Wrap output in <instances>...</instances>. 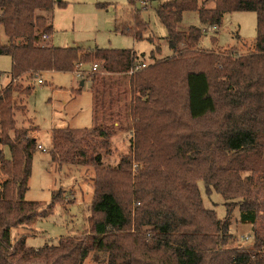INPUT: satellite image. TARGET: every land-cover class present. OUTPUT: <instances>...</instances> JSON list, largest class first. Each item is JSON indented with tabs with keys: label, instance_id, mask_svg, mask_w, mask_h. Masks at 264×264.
Returning <instances> with one entry per match:
<instances>
[{
	"label": "trees",
	"instance_id": "obj_1",
	"mask_svg": "<svg viewBox=\"0 0 264 264\" xmlns=\"http://www.w3.org/2000/svg\"><path fill=\"white\" fill-rule=\"evenodd\" d=\"M128 1L133 6L137 0ZM56 4L0 0L8 38L3 43L0 35V54L12 58L8 85L0 72V143L10 150L9 158L0 150V264H83L92 252L105 254L107 264H264V0L160 2L155 11L172 55L137 70L144 61L131 48L45 41L54 32ZM135 10L130 23L118 20L116 30L140 40L149 24ZM186 11H197L207 27L220 26L225 13L256 12L255 49L201 48L203 27L179 29ZM94 64L100 69L93 71ZM77 65L92 83L93 126L54 128L50 156L59 165L94 166L90 231L38 248L26 234L14 242V214L46 218L57 202L66 204L63 189L53 190L49 204L25 199L39 143L30 128L17 125L15 114L26 109L22 96L31 94L34 79L48 71L73 72ZM132 69L133 156L105 165L92 145L98 138L110 144L121 118L122 77ZM133 162L139 166L135 175ZM199 180L207 194L225 199L224 218L204 206ZM236 207L239 221L252 225L249 249L229 246Z\"/></svg>",
	"mask_w": 264,
	"mask_h": 264
},
{
	"label": "rangeland",
	"instance_id": "obj_2",
	"mask_svg": "<svg viewBox=\"0 0 264 264\" xmlns=\"http://www.w3.org/2000/svg\"><path fill=\"white\" fill-rule=\"evenodd\" d=\"M141 1L137 0L133 6L128 0H57L52 11L53 36L45 41L59 47L81 46L83 48L112 47L131 48L141 61L147 66L156 60L165 59L172 55L169 47L168 33L160 22L155 8L165 0H145L147 5L143 9ZM202 1V0H201ZM99 4H108L101 7ZM213 6V3L209 5ZM138 9L142 17L148 22L149 28L144 38L134 39L116 30L118 20L131 22V13ZM133 15V13H132ZM191 26L203 27L205 32L200 47L214 50L219 53H228L236 50L238 53H248L255 49L257 37V14L253 11H236L225 13L220 26L207 27L201 23L197 11H186L180 30H187ZM0 35L3 43L8 38L0 25ZM159 48V50H158ZM235 48V49H234ZM154 52V56H152ZM82 67V66H81ZM86 68H89L88 66ZM12 69V58L7 54H0V72H3L1 83L8 85L7 75ZM78 65L73 72H44L42 83L34 79L31 94L22 96L24 109L16 112L18 126L31 129L38 143L45 147V151L35 152L32 164V174L29 179V188L25 199L49 204L52 201V192L63 189L61 197L66 204L57 202L53 214L46 218L24 220L14 214L16 224L12 229L15 242L21 235H28L34 242L35 248L43 243L57 244L59 239L67 236L81 237L90 231V207L94 192L93 165L79 166L77 164L52 163L50 159L51 137L54 128H90L92 121L93 91L90 79L78 75ZM100 69V67H98ZM122 77V96L120 98V124L115 122L114 135L106 147L101 139L92 145V151L100 154L105 165L116 166L123 156H133L135 135L133 120L130 115L131 92L129 77ZM7 78V79H5ZM81 87V91L75 89ZM0 150L5 157H10L8 146L0 143ZM91 151V150H90ZM91 151V152H92ZM139 169L136 162L132 163V173ZM4 179L0 169V182ZM198 187L203 198L204 206L214 209L217 217L226 216V205L223 196L215 191L206 193L204 182L199 180ZM77 198L76 203L75 199ZM134 216V211L132 212ZM33 222V224H32ZM253 229L250 224L239 221V209L236 207L232 214L230 233L232 239L229 246L232 248H251L253 245ZM44 245V244H43ZM83 264H107L106 255L92 252Z\"/></svg>",
	"mask_w": 264,
	"mask_h": 264
},
{
	"label": "built area",
	"instance_id": "obj_3",
	"mask_svg": "<svg viewBox=\"0 0 264 264\" xmlns=\"http://www.w3.org/2000/svg\"><path fill=\"white\" fill-rule=\"evenodd\" d=\"M141 5H142V8L145 9L146 7L143 6V5H147V2H146L145 0H144V1H141ZM145 66H146V62H143V63H141L140 65H138V66L135 68V70L140 69V68H143V67H145ZM98 67H99L98 64H94V66L92 67L93 71L97 70ZM133 72H134V69H132L129 73L132 74ZM77 73H78V75H80V76L82 75V72H81V71H78ZM37 80H38L39 83H42V82H43L42 78H37ZM38 149H40V150H45V148H42L41 146H38Z\"/></svg>",
	"mask_w": 264,
	"mask_h": 264
},
{
	"label": "crops",
	"instance_id": "obj_4",
	"mask_svg": "<svg viewBox=\"0 0 264 264\" xmlns=\"http://www.w3.org/2000/svg\"><path fill=\"white\" fill-rule=\"evenodd\" d=\"M53 36V35H52ZM51 36V37H52ZM5 79H7V78H5ZM8 80H10V78H8ZM84 81V80H83ZM10 81H8V83H9ZM37 140H38V138H36ZM39 146H41L42 148H45V147H43L41 144H39ZM46 149V148H45ZM38 150H40V149H38ZM43 151V150H42ZM45 151V150H44ZM50 161H51V164L53 163H55L52 159H50ZM75 199V202L74 203H76V201H77V198H74ZM32 224H33V222H32ZM34 225V224H33Z\"/></svg>",
	"mask_w": 264,
	"mask_h": 264
},
{
	"label": "water",
	"instance_id": "obj_5",
	"mask_svg": "<svg viewBox=\"0 0 264 264\" xmlns=\"http://www.w3.org/2000/svg\"><path fill=\"white\" fill-rule=\"evenodd\" d=\"M84 83V81H82V84Z\"/></svg>",
	"mask_w": 264,
	"mask_h": 264
}]
</instances>
